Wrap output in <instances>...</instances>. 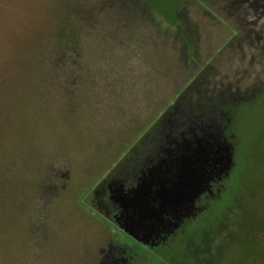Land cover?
<instances>
[{
    "label": "rangeland",
    "instance_id": "rangeland-1",
    "mask_svg": "<svg viewBox=\"0 0 264 264\" xmlns=\"http://www.w3.org/2000/svg\"><path fill=\"white\" fill-rule=\"evenodd\" d=\"M0 264H264V0H0Z\"/></svg>",
    "mask_w": 264,
    "mask_h": 264
},
{
    "label": "water",
    "instance_id": "water-1",
    "mask_svg": "<svg viewBox=\"0 0 264 264\" xmlns=\"http://www.w3.org/2000/svg\"><path fill=\"white\" fill-rule=\"evenodd\" d=\"M145 202H146V199H145ZM146 204H147V202H146ZM147 207H149V204H148ZM137 213H141V209H140V212L137 211ZM144 213H145V215L147 216L148 219H151L153 217V211H151L150 213H148V210H144ZM139 218H140V216H139ZM133 219L135 220V218H133ZM150 224H151V221L150 220L147 221L146 218L141 217L140 218V222L137 225H136V223L127 224L129 226H128V228H126L127 229L126 231L127 232L129 231L128 233H130V234L132 233L131 235L136 236V237L139 238V237H142L145 232H149L150 231V229H149L150 228Z\"/></svg>",
    "mask_w": 264,
    "mask_h": 264
},
{
    "label": "crops",
    "instance_id": "crops-1",
    "mask_svg": "<svg viewBox=\"0 0 264 264\" xmlns=\"http://www.w3.org/2000/svg\"><path fill=\"white\" fill-rule=\"evenodd\" d=\"M160 39V38H159ZM159 39H157V40H159Z\"/></svg>",
    "mask_w": 264,
    "mask_h": 264
}]
</instances>
